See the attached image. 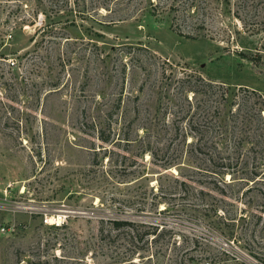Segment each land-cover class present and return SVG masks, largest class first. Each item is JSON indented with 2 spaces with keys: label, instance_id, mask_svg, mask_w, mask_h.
I'll use <instances>...</instances> for the list:
<instances>
[{
  "label": "rangeland",
  "instance_id": "rangeland-1",
  "mask_svg": "<svg viewBox=\"0 0 264 264\" xmlns=\"http://www.w3.org/2000/svg\"><path fill=\"white\" fill-rule=\"evenodd\" d=\"M173 2L0 0V264H264V0Z\"/></svg>",
  "mask_w": 264,
  "mask_h": 264
},
{
  "label": "trees",
  "instance_id": "trees-1",
  "mask_svg": "<svg viewBox=\"0 0 264 264\" xmlns=\"http://www.w3.org/2000/svg\"><path fill=\"white\" fill-rule=\"evenodd\" d=\"M93 1L95 2V0H93ZM120 1L121 0H96V4H97V6H104V7L108 8L110 6V3H112V2L116 3V2H120ZM173 1L174 0H148V3L150 5V8H151L150 10H151L152 13L157 12L156 8H159L161 10L169 11L168 13L170 14V13L173 12V10H176V7H175ZM170 25L173 26L172 22H171ZM187 36H189V35H187ZM222 94H223V96L226 99L225 105L228 102V98H231L233 100L232 93L223 92ZM262 106H263V103H262V105L255 107L253 113L256 114V115H246L245 116V120H246L247 123H249V122H251L250 119L252 117H255V116L258 117V120L262 123V126H263L262 132H264V115H263L264 107H262ZM232 114H234V113H232ZM262 132L257 133L258 137H255V141L253 140L251 142L254 143V144H260L261 143V138L264 137V133H262ZM100 138L102 140H104V141L108 140V137L107 136L104 137V135H100ZM224 173H226V171H224ZM117 224L125 225V224H129V223L126 222V221H124V222H119L118 221ZM129 225H131V224H129Z\"/></svg>",
  "mask_w": 264,
  "mask_h": 264
}]
</instances>
